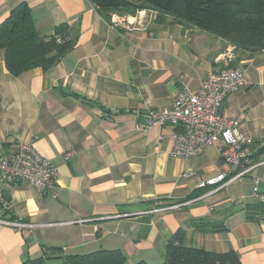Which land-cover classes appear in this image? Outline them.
Wrapping results in <instances>:
<instances>
[{"label": "crops", "instance_id": "obj_1", "mask_svg": "<svg viewBox=\"0 0 264 264\" xmlns=\"http://www.w3.org/2000/svg\"><path fill=\"white\" fill-rule=\"evenodd\" d=\"M22 3L41 35L66 24L77 44L52 69L19 77L0 51V153L9 158L29 144L58 173L43 195L26 181L2 184L9 210L0 216L28 227L0 224V264L43 256L63 264L103 250H121L126 264H161L181 229L187 247L264 264V209L247 219L258 204L254 178L264 192V154L250 175L201 188L229 170L222 143L175 158L174 127L141 129L147 112L170 109L182 90L195 93L211 73L238 68L249 84L225 99L222 113L253 139L255 153L264 144V51L251 55L172 17L150 20L149 10L107 21L89 0H0V23ZM201 220L225 230L203 233L193 226Z\"/></svg>", "mask_w": 264, "mask_h": 264}, {"label": "trees", "instance_id": "obj_2", "mask_svg": "<svg viewBox=\"0 0 264 264\" xmlns=\"http://www.w3.org/2000/svg\"><path fill=\"white\" fill-rule=\"evenodd\" d=\"M107 21L113 15L135 16L149 10L156 13L157 21L172 17L187 26H194L219 37L251 55L264 51V0H89ZM69 25L56 28L54 35L43 36L36 27L31 9L26 3L14 8L8 18L0 23V51L4 52L9 73L19 77L25 72L41 68L48 71L57 66L76 47ZM79 97L78 95H74ZM81 98V97H79ZM86 101L85 98H81ZM264 154V145L253 153L255 163ZM195 195L191 196V200ZM186 201V200H185ZM263 210L258 202L247 208V219L253 221L251 211ZM203 233L225 230L219 223L206 220L193 222ZM185 233L179 230L166 249L165 261L161 264H242L234 251L214 253L187 247ZM63 264H126L121 250H103L87 255L62 257ZM48 257L31 259L23 264H48ZM137 264H148L139 262Z\"/></svg>", "mask_w": 264, "mask_h": 264}, {"label": "built area", "instance_id": "obj_3", "mask_svg": "<svg viewBox=\"0 0 264 264\" xmlns=\"http://www.w3.org/2000/svg\"><path fill=\"white\" fill-rule=\"evenodd\" d=\"M155 14L150 11L151 20ZM248 84L238 68H225L211 73L197 92L182 90L170 109L147 112L141 129L174 127L172 156L175 158L196 156L209 146L222 143L221 154L229 170L202 183L201 188L246 177L257 167L251 160L254 141L241 131L237 121L222 113V107L229 95ZM263 145L261 143L259 147ZM74 155L75 152L69 149L64 155V161H70ZM57 177V170L52 163L29 144L20 143L9 158L0 153V214L9 210V203L1 190L2 184L26 181L39 195H43L54 188ZM259 183L257 178L253 179L251 195L257 202L264 204V192L259 191ZM0 224L16 230L28 227L22 221H12L1 216Z\"/></svg>", "mask_w": 264, "mask_h": 264}, {"label": "rangeland", "instance_id": "obj_4", "mask_svg": "<svg viewBox=\"0 0 264 264\" xmlns=\"http://www.w3.org/2000/svg\"><path fill=\"white\" fill-rule=\"evenodd\" d=\"M151 20V19H150ZM236 47V46H235ZM237 48V47H236ZM244 50V49H243ZM228 60V59H227Z\"/></svg>", "mask_w": 264, "mask_h": 264}]
</instances>
